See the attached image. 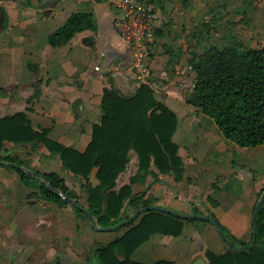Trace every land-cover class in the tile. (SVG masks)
I'll list each match as a JSON object with an SVG mask.
<instances>
[{
	"label": "crops",
	"instance_id": "1",
	"mask_svg": "<svg viewBox=\"0 0 264 264\" xmlns=\"http://www.w3.org/2000/svg\"><path fill=\"white\" fill-rule=\"evenodd\" d=\"M211 3L160 0L162 21L148 45L146 61L158 85L156 99L176 115L172 140L183 171L176 180L171 170L159 171L151 163L141 180L130 183L129 195H142L125 201L121 211L130 216L148 200L182 214H212L247 241L251 212L264 187V152H240L245 158L234 157L238 145L221 135L211 117L185 101L195 77L188 64L194 15L202 17ZM79 10L92 13L94 29L50 46L48 33ZM116 12L107 0H0V116L22 110L32 128H46L51 140L83 151L92 124L102 114L103 88L112 86L129 95L137 86L129 46L113 25ZM0 154L17 157L29 170L57 172L84 206L88 196L84 184L98 183L96 167L86 180L67 169L58 152L36 145V139L3 140ZM136 163L135 153L130 152L115 189L129 183ZM182 223L179 235L150 234L132 251L131 259L144 264L158 260L208 264L206 250H226L210 221L190 218ZM117 224L114 229H93L88 218L75 215L72 206L41 198L35 186L26 185L15 169L0 163V264H55L56 260L80 264L93 248L125 231L126 226ZM96 231L107 233L99 236ZM117 253L121 256V250Z\"/></svg>",
	"mask_w": 264,
	"mask_h": 264
},
{
	"label": "trees",
	"instance_id": "2",
	"mask_svg": "<svg viewBox=\"0 0 264 264\" xmlns=\"http://www.w3.org/2000/svg\"><path fill=\"white\" fill-rule=\"evenodd\" d=\"M144 1L153 3L154 0ZM2 19L5 20L4 14ZM94 27L90 11L71 12L61 25L48 33L47 43L50 46L62 45L77 32ZM199 29L206 47L200 52L191 51L188 64L195 71V77L185 101L211 117L221 135L236 145L252 147L264 143V46H244L233 41L219 48L209 43L213 33L205 23ZM100 107L102 114L99 121L92 124L90 140L83 151L51 140L47 137L46 128H32L22 110L0 116V149L3 140L16 142L36 139V145L58 152L64 166L86 180L92 168L96 167L98 183L93 186L89 182L84 184L88 194L86 208L97 225L121 223L126 229L120 236L93 248L82 264H144L130 257L139 244L152 233L179 235L183 228L182 221L190 220L159 210H143L133 218L123 215L121 211L125 201L130 203L142 195H129L130 183L141 180L151 163L159 171L171 170L176 180L182 176V161L177 154V144L172 140L176 115L156 99L148 83L137 84L129 95L119 93L112 86L105 87ZM130 152L136 155V170L129 177V183L115 189L116 178L125 169ZM0 161L15 169L23 182L35 185L41 198L66 204L45 184L46 181L78 201L57 172L20 170L9 162L22 165V161L9 154H0ZM263 189L258 196L264 194ZM149 203L145 200L136 209ZM72 209L76 216L87 219L80 208L72 206ZM210 215L214 219L213 225L223 233L229 244L221 253L206 250L208 264H264V199L256 211L255 240L249 249L232 248L231 244L245 246L250 238L247 241L236 239ZM118 250H121V256ZM91 254L95 263L89 259ZM55 264L61 263L56 260ZM152 264L173 263L158 260Z\"/></svg>",
	"mask_w": 264,
	"mask_h": 264
},
{
	"label": "rangeland",
	"instance_id": "3",
	"mask_svg": "<svg viewBox=\"0 0 264 264\" xmlns=\"http://www.w3.org/2000/svg\"><path fill=\"white\" fill-rule=\"evenodd\" d=\"M27 2L31 4L30 1ZM153 5L159 14L160 25L162 21V12L158 9L160 0H154ZM194 19L196 23L192 28V32L194 30L192 51L200 52L206 47V43L202 39V32L199 29L202 23H205L208 30L213 33L209 43L219 48L233 41H238L244 46H264V0H212V3L203 12L202 17L197 18L194 15ZM234 152H237L234 157L245 158L240 152H264V146L256 145L248 148L238 146V149H234ZM6 166L10 168L8 165ZM168 209L174 211V208ZM40 210L45 209L40 207ZM106 233V231H96L99 236H105ZM232 235L239 240L234 234ZM220 237L223 238L221 235ZM225 243L227 244V242ZM89 259L92 263L96 262L92 254ZM84 262H80V264Z\"/></svg>",
	"mask_w": 264,
	"mask_h": 264
},
{
	"label": "built area",
	"instance_id": "4",
	"mask_svg": "<svg viewBox=\"0 0 264 264\" xmlns=\"http://www.w3.org/2000/svg\"><path fill=\"white\" fill-rule=\"evenodd\" d=\"M117 9L113 20L115 31L131 52V68L136 83H148L153 90L158 85L147 64L148 45L159 26V14L151 2L144 0H107Z\"/></svg>",
	"mask_w": 264,
	"mask_h": 264
},
{
	"label": "water",
	"instance_id": "5",
	"mask_svg": "<svg viewBox=\"0 0 264 264\" xmlns=\"http://www.w3.org/2000/svg\"><path fill=\"white\" fill-rule=\"evenodd\" d=\"M1 164H5L6 162L4 161H0ZM9 164H11L13 167H16L20 170L26 171V172H32V170L26 169L24 166L17 164L15 162H9ZM38 175V174H37ZM45 184L52 190L53 193L59 195L61 197V199L66 203L69 204L70 206H74L77 208H80L85 215L87 216L91 226L93 229L95 230H109V229H114L116 228L119 224L113 225V226H99L95 223V220L92 216V214L90 213V211L86 208V206L82 205L80 202L76 201L73 198H70L66 195H64L59 189L54 188L53 186H51L48 182L44 181ZM264 192V189H263ZM264 199V194L260 195L258 197V200L256 201V203L253 206L252 212H251V235H250V239L248 241V243L245 246H239V245H234L231 244L232 248H235L237 250L242 249V247H244V249H249L255 240V233H256V223H255V215H256V211L259 207V205L261 204V202ZM143 210H159V211H163V212H168L171 215L177 216V217H182V218H203L206 219L208 221H210L212 224L214 223V219L211 215H201V214H197V213H192V214H182V213H178V212H174L168 208H165L163 206L160 205H156V204H148L145 206H140L138 207L131 215L130 218L135 217L139 212L143 211ZM218 233L223 237L224 241L228 242V239H226V237H224L223 233L220 230H217Z\"/></svg>",
	"mask_w": 264,
	"mask_h": 264
},
{
	"label": "flooded vegetation",
	"instance_id": "6",
	"mask_svg": "<svg viewBox=\"0 0 264 264\" xmlns=\"http://www.w3.org/2000/svg\"><path fill=\"white\" fill-rule=\"evenodd\" d=\"M23 166V165H22Z\"/></svg>",
	"mask_w": 264,
	"mask_h": 264
}]
</instances>
